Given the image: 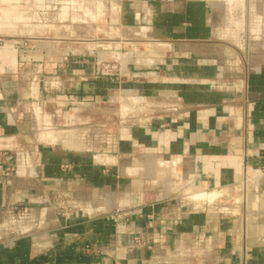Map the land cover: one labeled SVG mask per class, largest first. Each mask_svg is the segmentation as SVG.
Wrapping results in <instances>:
<instances>
[{"label": "crops", "instance_id": "1", "mask_svg": "<svg viewBox=\"0 0 264 264\" xmlns=\"http://www.w3.org/2000/svg\"><path fill=\"white\" fill-rule=\"evenodd\" d=\"M50 1L0 0V264H264V0L245 56L215 0H67L102 54L34 20Z\"/></svg>", "mask_w": 264, "mask_h": 264}, {"label": "rangeland", "instance_id": "2", "mask_svg": "<svg viewBox=\"0 0 264 264\" xmlns=\"http://www.w3.org/2000/svg\"><path fill=\"white\" fill-rule=\"evenodd\" d=\"M61 1L69 3L67 5L58 4ZM256 1L258 2V0ZM51 2L46 5L45 11L34 13V20L41 21L50 26L48 28L50 36L55 35L64 38L79 36L81 39L93 37L96 40L94 42L99 47L98 53L102 54L104 52V48L102 47L105 46V41L103 40L106 37H110L111 30L103 25L104 22L101 19L96 21L98 13L92 10L88 3L67 0H56L53 4ZM215 2L220 9L219 19L224 20L226 24L222 30L227 35L236 39L237 43L233 42L235 39L232 43L238 48L237 52L245 56L246 52L253 51L252 49L256 46L255 38L258 36V29L254 26V22L256 21L254 14L256 15V13H251L248 8L249 3L252 5L255 0H244L242 5L235 3V0H215ZM99 62L111 63V60L101 58ZM117 63L119 65V62ZM97 66L99 68L100 65ZM118 68L120 70V67ZM103 127L104 125L97 127L96 134L98 136L104 135V132H102ZM236 191L237 195L241 197L239 187L236 188Z\"/></svg>", "mask_w": 264, "mask_h": 264}, {"label": "built area", "instance_id": "3", "mask_svg": "<svg viewBox=\"0 0 264 264\" xmlns=\"http://www.w3.org/2000/svg\"><path fill=\"white\" fill-rule=\"evenodd\" d=\"M118 61H114L111 63L107 62H98L97 65H100L98 68V74L104 77H113L117 76L120 72L119 65H117ZM98 67V66H97ZM14 157L12 153L8 151H0V179L3 181H7L12 178L15 174V163ZM263 170L260 171L259 175H262ZM260 178V176L258 177ZM247 179L244 178L240 184L239 189L241 191L242 200L247 202H251L256 199L261 194L260 182L259 179ZM22 215L19 216L17 212V220L20 222H24L27 218V212L20 211Z\"/></svg>", "mask_w": 264, "mask_h": 264}]
</instances>
